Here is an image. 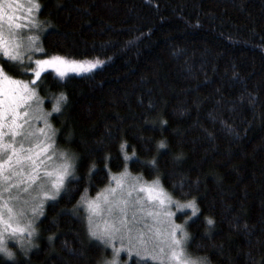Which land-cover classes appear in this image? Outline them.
I'll list each match as a JSON object with an SVG mask.
<instances>
[{"label":"trees","instance_id":"1","mask_svg":"<svg viewBox=\"0 0 264 264\" xmlns=\"http://www.w3.org/2000/svg\"><path fill=\"white\" fill-rule=\"evenodd\" d=\"M39 2L44 52L35 57L101 63L65 78L42 74L37 93L57 150L76 167L67 193L27 215L35 232L22 234L24 247L6 238L16 258L0 254V264L111 260L81 202L124 171L159 178L173 198L195 202L176 220L203 264H264V0ZM126 253L119 264H151Z\"/></svg>","mask_w":264,"mask_h":264},{"label":"snow or ice","instance_id":"2","mask_svg":"<svg viewBox=\"0 0 264 264\" xmlns=\"http://www.w3.org/2000/svg\"><path fill=\"white\" fill-rule=\"evenodd\" d=\"M42 7L39 0L26 3L25 0H0V57L4 58L0 61V254L9 260H15L16 256L7 247L6 238L17 239L24 247L22 234L27 232L31 238L35 232L27 217L29 202H33L31 211L36 213L45 199L55 200L62 192L67 193L66 180L76 167L73 155L57 150L55 130L49 132L50 113L40 107L38 82L49 68L64 78L68 72L87 71L101 63L96 60L87 62L86 66L83 61L61 56L34 58L35 53L44 52L38 43L40 36L25 35L23 30L38 28L34 14ZM5 65L20 75L32 73L31 80L18 79ZM65 101L61 93L56 97L53 111L60 112ZM33 112L38 114L33 116ZM34 119L44 121V126L36 127L32 123ZM159 146L164 147L163 141ZM151 163L154 165L155 160ZM126 175L110 177V183L114 179L115 186L107 189L103 200L100 193L97 198L85 200L90 235L112 247V259H104L102 264H119L122 250L129 254L135 252L137 257L151 264H202L188 252V233L183 225L171 222L167 228L161 227L174 213L165 210L173 200L160 185L159 178L137 188L138 178L126 184ZM133 191L143 192L145 196L132 199ZM176 204L195 210L193 201L184 205L177 201ZM102 212L109 218L100 228L93 224V216ZM207 223L211 225L213 221L208 219ZM116 240L120 241V247L113 244ZM32 246L29 239L27 247Z\"/></svg>","mask_w":264,"mask_h":264},{"label":"rangeland","instance_id":"3","mask_svg":"<svg viewBox=\"0 0 264 264\" xmlns=\"http://www.w3.org/2000/svg\"><path fill=\"white\" fill-rule=\"evenodd\" d=\"M27 2V0H25V3ZM9 11H11V10H9ZM38 13H35L34 14V18L35 19H37V15ZM5 26H7V22L5 21ZM24 31V34L25 35H28V34H36L37 33V28H33V29H31V31H29L28 29H24L23 30ZM54 56H59V55H54ZM61 57H65V56H61ZM1 58L2 57H0V61H1ZM34 58H41V57H38V56H34ZM65 58H67V59H71V60H77V61H83V62H85L86 63V66H87V62H94L93 60H87V59H84V60H82V59H76V58H72V57H65ZM50 69H52V68H50ZM54 70V69H53ZM90 70V69H89ZM89 70H87V71H78V72H68L67 73V75L66 76H68V75H70V74H77V75H79V74H83V73H86V72H88ZM55 71V70H54ZM55 73H56V71H55ZM57 74V73H56ZM58 75V74H57ZM59 76V75H58ZM65 76V77H66ZM64 77V78H65ZM18 78V77H17ZM32 78V77H31ZM31 78H29V79H23V78H18V79H22V80H31ZM38 94V93H37ZM33 104H35V102H33ZM40 107H41V109L45 112V109L43 108V105L41 104L40 105ZM38 113H35V112H33V116H35V115H37ZM32 123L36 126V127H42V126H44V121H42V120H33L32 121ZM48 123L51 125V121H50V119L48 118ZM52 126V125H51ZM51 130L52 129H49V132H51ZM124 173H126L127 175H126V184H130V183H132L133 182V178H138V180H139V183H137V185H136V187L137 188H139V186H140V184H146V183H151L152 181H154V180H145L144 178H142V177H140V176H138V175H134V174H132V173H130V172H128V171H124V172H121V173H119V174H116L114 177H117V176H120L121 174H124ZM160 185L162 186V188L166 191V189L164 188V186L161 184V182H160ZM115 186V180L113 179V180H111V183L108 185V186H106L105 187V189H103V190H101V191H99L98 193H100L101 194V196H100V199L101 200H103V196L107 193V189L109 188V187H114ZM167 192V191H166ZM168 193V192H167ZM118 194H119V191H118ZM125 194H126V191H125ZM169 194V193H168ZM144 197L145 196V193H143V192H137V191H133L132 192V199H136L137 197ZM171 196V195H170ZM94 198H97V194H95L94 196H86L85 198H84V201L83 202H81V206H84V210L86 211L87 210V206H86V203H85V200H91V199H94ZM171 198H172V200H173V203L172 204H169V205H166V209L165 210H167V211H171L172 213H174V215L171 217V218H168V220L163 224V225H161V227L162 228H167L168 226H169V223H171V222H174V223H176V224H181V225H183L184 226V228H185V230H186V227H185V225L183 224V223H181V222H179V221H177L176 220V216H177V214L178 213H182V212H184V211H186V210H191V208H188V207H177V204H176V202L178 201L179 202V204L180 205H184V204H186L187 202H189V201H187V202H181L180 200H178V199H175V198H173L172 196H171ZM25 199H27V197H25ZM194 202V201H193ZM147 203V202H146ZM195 203V202H194ZM102 207H105L103 204H102ZM31 211V205H28L27 206V215L29 214V212ZM88 215H89V213H88V211H87V220H88ZM107 218H109V217H107L106 215H105V213H101L99 216H93V224L94 225H98L100 228H103V226H104V220L105 219H107ZM88 226H89V222H88ZM113 244H115V246L116 247H120V241L119 240H116V241H113ZM109 247H111L110 245H109ZM112 248V247H111ZM122 251H125V250H122ZM121 251V252H122ZM127 252V251H126ZM134 254H135V252H133ZM133 253H131V254H133ZM131 254H129L128 252L126 253V259L128 260L129 258H131L132 257V255ZM193 256V255H192ZM194 257V256H193ZM194 258H196V257H194ZM199 259L202 261V264L205 262L203 259H201L200 257H199Z\"/></svg>","mask_w":264,"mask_h":264}]
</instances>
